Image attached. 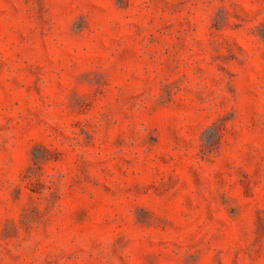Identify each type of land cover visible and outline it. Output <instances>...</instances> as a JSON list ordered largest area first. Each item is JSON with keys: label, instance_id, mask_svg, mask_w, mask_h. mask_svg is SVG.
I'll return each mask as SVG.
<instances>
[{"label": "rangeland", "instance_id": "rangeland-1", "mask_svg": "<svg viewBox=\"0 0 264 264\" xmlns=\"http://www.w3.org/2000/svg\"><path fill=\"white\" fill-rule=\"evenodd\" d=\"M0 264H264V0H0Z\"/></svg>", "mask_w": 264, "mask_h": 264}]
</instances>
